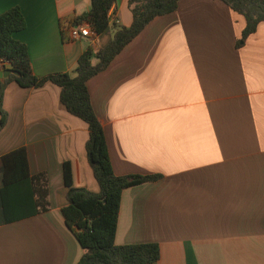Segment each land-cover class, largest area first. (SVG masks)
Here are the masks:
<instances>
[{"label":"crops","instance_id":"obj_1","mask_svg":"<svg viewBox=\"0 0 264 264\" xmlns=\"http://www.w3.org/2000/svg\"><path fill=\"white\" fill-rule=\"evenodd\" d=\"M13 6L25 21L13 36L37 76L73 73L85 49L111 37H69V26L88 24L78 17L89 0H0V13ZM109 13L130 25L128 0ZM244 24L222 0H178L86 81L113 172L160 175L120 195L114 242H156L159 257L146 264H264V22L240 42ZM2 108L0 157L26 151L23 210L35 209V185L46 189V207L0 222V264H76L84 250L61 212L62 166L73 186L98 191L87 124L50 81H9Z\"/></svg>","mask_w":264,"mask_h":264},{"label":"trees","instance_id":"obj_2","mask_svg":"<svg viewBox=\"0 0 264 264\" xmlns=\"http://www.w3.org/2000/svg\"><path fill=\"white\" fill-rule=\"evenodd\" d=\"M89 10L78 19L88 23L94 34L111 33L105 46L95 52L85 49L77 58L73 73L52 72L37 76L32 72L27 48L13 33L25 25L17 6L0 13V71L15 70L0 78V128L6 120L2 95L6 84L15 81L21 87H39L50 81L59 87V101L66 111L87 124L85 152L88 164L98 184V191L72 185L70 167L63 162V182L67 187L66 204L61 207L64 223L73 232L84 250L76 264H146L159 257L156 242L116 244V230L120 195L124 188L160 178L159 174H125L113 172L102 125L90 102L86 81L105 69L122 48L154 17L173 11L178 0H128L132 14L129 26L109 22L108 13L115 0H89ZM244 17L240 42L253 33L259 22H264V0H222ZM92 59H95L93 61ZM5 63L7 65H5ZM0 222H8L19 215H27L46 207V189L35 185V209H24L26 197L17 191L29 177L26 151L18 147L0 157ZM19 189V190H18ZM24 191V190H22Z\"/></svg>","mask_w":264,"mask_h":264},{"label":"built area","instance_id":"obj_3","mask_svg":"<svg viewBox=\"0 0 264 264\" xmlns=\"http://www.w3.org/2000/svg\"><path fill=\"white\" fill-rule=\"evenodd\" d=\"M109 22L117 23V19L115 17H111V14L108 13ZM92 31L88 24H75L68 27V35L71 39H78L80 37H89L92 36ZM5 65H7L5 63Z\"/></svg>","mask_w":264,"mask_h":264},{"label":"water","instance_id":"obj_4","mask_svg":"<svg viewBox=\"0 0 264 264\" xmlns=\"http://www.w3.org/2000/svg\"><path fill=\"white\" fill-rule=\"evenodd\" d=\"M11 73L17 74V72L15 70H11L10 68H5V69L0 71V78H4Z\"/></svg>","mask_w":264,"mask_h":264}]
</instances>
